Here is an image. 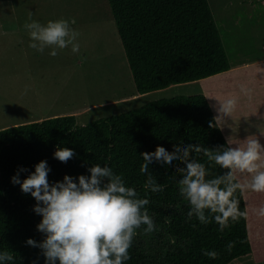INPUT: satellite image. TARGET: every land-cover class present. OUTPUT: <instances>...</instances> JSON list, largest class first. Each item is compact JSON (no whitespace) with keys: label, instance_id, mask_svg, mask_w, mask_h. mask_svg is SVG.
I'll use <instances>...</instances> for the list:
<instances>
[{"label":"trees","instance_id":"obj_1","mask_svg":"<svg viewBox=\"0 0 264 264\" xmlns=\"http://www.w3.org/2000/svg\"><path fill=\"white\" fill-rule=\"evenodd\" d=\"M260 2L264 14V0ZM108 3L139 94L205 79L234 67L232 49L225 43L210 0ZM259 22L264 23V15ZM256 62L257 66L261 64ZM216 116L218 112L207 93H178L86 124L78 122L77 114L69 113L0 128V252L13 256L12 261L2 264H46L42 250L27 244L29 238L37 243L45 239L37 227L42 220V215L34 211L37 201L12 182L17 174L23 181L42 160L50 168V184L63 181L65 175L78 182L79 175H90L88 169L99 164L122 175L138 198L150 201L144 207L155 223L153 238L158 242V252H149L135 235L129 249L131 258L125 264H230L253 252L255 228L264 231V216L255 211L264 206V192L247 187L242 192L237 190L234 198L239 201V211L247 215L235 222L230 220L229 227L221 232L214 219L201 224L195 215L188 217L191 205L179 191L177 165L186 167L183 162L174 160L169 165L153 161L149 173L163 185V191L153 193L144 187L149 173L140 171L144 163L141 153L154 152L158 145L169 152L174 145L196 144L213 151H223L229 140L232 146L237 145L221 121L210 126ZM57 146L71 148L75 155L67 163L61 162L54 158ZM190 159L205 165L206 179L229 171L209 161L203 152L193 151ZM260 163L264 165V159ZM237 178L246 184L251 175L238 172ZM205 214L213 215L208 210ZM229 242H235L230 252L226 249ZM204 250H215L217 258L205 256Z\"/></svg>","mask_w":264,"mask_h":264},{"label":"rangeland","instance_id":"obj_2","mask_svg":"<svg viewBox=\"0 0 264 264\" xmlns=\"http://www.w3.org/2000/svg\"><path fill=\"white\" fill-rule=\"evenodd\" d=\"M210 1L225 43L232 49L234 67L205 79L139 94L108 0H0V128L55 113H75L78 122L86 124L161 97L205 92L216 112L218 99H236L232 115L220 119L227 134L241 145L246 139H258L264 146L261 2ZM30 13L33 20L44 24L68 20L80 33L79 52L73 53L69 46L53 57L49 48L43 53L30 48L24 28ZM256 61L261 64L255 65ZM146 227L141 225L135 235L149 252L157 254L155 230L145 233ZM252 240L253 252L230 264H264V231L260 227L255 228Z\"/></svg>","mask_w":264,"mask_h":264},{"label":"clouds","instance_id":"obj_3","mask_svg":"<svg viewBox=\"0 0 264 264\" xmlns=\"http://www.w3.org/2000/svg\"><path fill=\"white\" fill-rule=\"evenodd\" d=\"M31 43L29 47L43 53L51 49L49 55L55 57L58 50L71 46L73 53H78L80 45L77 41L80 33L74 30L66 19L49 20L46 24L32 19L31 13L24 24ZM215 127L221 118L231 116L236 107V99L219 100ZM62 115V114H55ZM228 147L223 151H213L200 145H174L169 152L158 145L154 152L141 153L144 163L141 173H149V165L153 161L171 165L174 160L183 162L186 167L177 169L182 173L179 180L180 194L191 205L188 217L195 215L201 224H208L211 219L219 225L223 232L229 227V221H237L247 212L239 211V201L234 198L237 190L241 192L247 187L255 192H264V146L258 139H246L244 144ZM203 152L209 161L215 162L221 168L228 169L226 173L212 179L206 167L197 160L190 159L192 152ZM75 155L73 149L57 146L54 158L61 162ZM20 171H27L21 168ZM50 168L46 160L35 165L23 181L19 174L12 177L14 184H20L25 194H31L37 201L34 211L42 215L38 230L45 234V239L39 243L29 238L27 244L39 247L46 258V264H125L129 260V249L136 230L146 225L145 233L155 230V223L144 207L150 203L147 198H138L135 188L128 187L122 175H118L108 166L94 164L88 169L90 175L81 174L78 182L70 175H65L63 181L49 183ZM247 173L251 179L246 184L241 183L237 173ZM153 193L163 191V185L157 184L152 175L144 185ZM206 210L211 217L206 216ZM259 216H264V206L255 209ZM235 242H229L226 249L230 252ZM210 259H215L218 253L204 250ZM13 256L5 251L0 252V264L12 261Z\"/></svg>","mask_w":264,"mask_h":264},{"label":"crops","instance_id":"obj_4","mask_svg":"<svg viewBox=\"0 0 264 264\" xmlns=\"http://www.w3.org/2000/svg\"><path fill=\"white\" fill-rule=\"evenodd\" d=\"M55 114H57V113H55ZM55 114H54V115H55Z\"/></svg>","mask_w":264,"mask_h":264}]
</instances>
